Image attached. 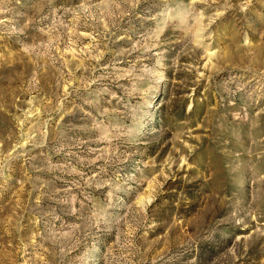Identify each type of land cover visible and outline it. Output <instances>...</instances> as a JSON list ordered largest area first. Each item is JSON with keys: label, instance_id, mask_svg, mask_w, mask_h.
<instances>
[{"label": "rangeland", "instance_id": "1", "mask_svg": "<svg viewBox=\"0 0 264 264\" xmlns=\"http://www.w3.org/2000/svg\"><path fill=\"white\" fill-rule=\"evenodd\" d=\"M0 264H264V0H0Z\"/></svg>", "mask_w": 264, "mask_h": 264}]
</instances>
